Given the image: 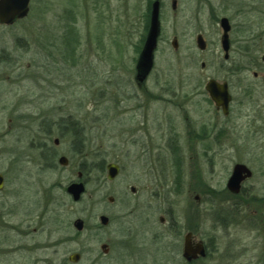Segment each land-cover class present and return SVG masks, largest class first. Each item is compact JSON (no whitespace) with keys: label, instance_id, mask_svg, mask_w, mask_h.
Listing matches in <instances>:
<instances>
[{"label":"rangeland","instance_id":"1","mask_svg":"<svg viewBox=\"0 0 264 264\" xmlns=\"http://www.w3.org/2000/svg\"><path fill=\"white\" fill-rule=\"evenodd\" d=\"M149 1L31 0L26 18L10 26L0 25V98L19 103L12 115L2 110L0 103V129H12L0 147L7 150L0 158V172L15 183L13 187L26 186V190L60 185L53 234L60 240L61 264H123L124 234H133V228L123 230L121 219L125 216L133 226L135 208L136 264H184L182 249L188 231L204 241L207 255L203 264H264V157L236 154L228 132L218 153L206 148L203 155L196 148L192 153L190 143L183 140L185 186L178 187L173 184L174 173L171 178L166 167L170 161L164 132L157 129L177 109L167 100L154 98L149 104L141 99L146 108H137L136 59L145 35ZM172 1L163 3L162 33L168 39L178 35L182 58L196 53L207 62L216 59L221 17L234 25L235 38L247 35L256 22L264 23V0H177L176 10ZM198 33L204 35L208 46L202 55L195 47ZM170 49V40L161 43L160 59L148 83L155 98L168 99L155 84L156 76L180 69ZM188 70L205 77L213 74L209 67L202 71L200 63ZM199 103L203 107L193 109L195 116L207 122L213 116L208 113L212 107L208 102ZM144 112L154 137L147 142L151 147L148 155L136 142L141 139L136 128ZM7 116L14 120L10 123ZM69 117L80 122L83 139L75 142L67 136L55 146L53 140L58 135L46 137L50 147L70 160L64 167L51 158L53 150L40 144L42 135L52 127L50 121ZM40 124L44 129L41 135ZM263 151L264 146L260 154ZM9 153L19 160L15 165L19 168L11 171L7 170ZM81 156L90 168L81 179L86 187L83 198L75 202L65 188L80 180L77 165ZM236 162L249 163L255 170L237 197L227 189ZM111 163L120 165L113 180L108 179L107 165ZM181 177L182 173L176 172L175 179ZM27 191L32 207V190ZM22 204L25 201L15 221L25 214ZM101 215L110 219L109 227L101 224ZM160 218L166 222L162 224ZM77 219L84 221L82 230L74 226ZM103 244H108V253H104ZM73 253L80 254L76 263L68 259Z\"/></svg>","mask_w":264,"mask_h":264},{"label":"flooded vegetation","instance_id":"2","mask_svg":"<svg viewBox=\"0 0 264 264\" xmlns=\"http://www.w3.org/2000/svg\"><path fill=\"white\" fill-rule=\"evenodd\" d=\"M155 1L156 0H151L148 2L146 24L144 28L145 35L141 38V46L137 52L136 87L139 91L138 99H140V104L137 108H146V104H142L143 101L141 99L146 102L149 101L147 103L149 104L150 100L154 98L156 100H167L169 106L177 109V112L174 115L168 114L166 116L164 125L161 124L157 128L158 131L164 132L166 143L165 148L169 152L170 161L166 167L171 170V178L172 173H174L173 184L178 187L185 186V183H183L185 178L184 171L186 170L185 159L183 157L185 156V149L181 144L183 140H186L187 144L190 143L192 146L190 152L192 153L195 148V150L200 149L201 155L204 154L205 148L206 151H208V149H212L213 153H218L220 151L222 139L228 132L229 137H231L230 147L233 148L236 154H242V158L250 156L264 157V151L260 154L261 149L264 146V23L256 22L254 24L250 22L249 25L254 24L255 27L247 31V35H240V38H235L233 37L235 28L230 22L228 49L226 51L222 43L224 31L219 20L221 34L218 41L219 54L216 55V59L213 62H207L204 60L203 56L198 57L196 53L193 56L184 55L182 58V55L179 54L182 44L178 35L173 34L170 39L164 38L163 36L161 21L164 0H159L161 32L156 50L154 52L153 67L146 78L141 80L138 75V64L148 31L150 29L153 4ZM176 8L177 0H173L172 9L176 10ZM199 35H202L205 40L206 46L204 49L199 47ZM169 40L171 44L170 51L175 54L174 57L177 56L175 60L178 66L176 68L180 69H178V71L170 70L164 76H156L155 84L159 85L158 87L160 89V93L168 96V99L162 96L155 98L152 90L148 87V83L151 81L152 74L155 73L154 68L157 60L160 59L159 55L161 43H167ZM195 44L197 51H199V55H202L207 50V41L202 33L197 34ZM171 59L173 60V56ZM199 63L202 71L209 67L211 68L213 74L205 77L202 73L188 70L190 68H198ZM183 64L184 70L181 69L183 68ZM170 65L173 67V64ZM162 77L165 79L161 80ZM212 80L227 90L228 105L226 111L222 105H218V103L212 99L210 91L207 89L209 82ZM205 94L207 95V98L204 100L203 98ZM195 95L200 96L201 99L197 101L193 100ZM219 100L221 101L222 97H219ZM200 101L208 102V106L212 107L211 111L208 110V113L212 112L213 116L207 122H204L202 119L195 116V111L193 109L196 108L198 111L199 108L203 107V104L199 103ZM0 103L3 108L2 110H7L9 115L16 113V108L19 104L18 102L16 104H12V101L9 99L2 101V98H0ZM192 105L195 107H192ZM6 115L7 114L5 112V116ZM221 116L223 122L220 118ZM13 120L14 119L10 118V123ZM42 120L43 118H41L40 121ZM50 122L52 127L47 130L46 134L42 135L43 138L41 139L44 142L41 143L42 145L40 144V146L49 149V151L53 150L51 152L53 153L51 158L54 159V162L57 160L61 166L63 165L64 167H67L70 165V160L66 155H60V152L54 150L53 147H50L46 137L51 138L57 134L58 136L53 140V143L55 146H58L60 138L67 136L69 138L73 137L75 142L80 138L83 139L84 130L79 128L80 122L78 120H73L71 117L67 119L61 118L58 121ZM222 124L224 127H222ZM10 129L11 126L9 127V130L3 128L0 129V147L5 142ZM149 129V120L144 112L142 122L136 128V133L138 132L141 139H138L136 142L141 148V152L146 153V155H148L151 151V147L147 145V142L154 140V137H152L149 133ZM41 131L44 132L42 124L39 126V134ZM82 132L83 134H80ZM206 140L210 141L207 145L205 144ZM252 148H257V150L253 151ZM6 151V149H0V158L4 157L3 155ZM198 153H196L195 156H198ZM8 155L9 163L7 164V170L11 171L12 168H14V170L19 168L18 166H15L19 163V160L10 155V153ZM63 157L66 158L65 164L61 162V158ZM237 164L246 165L250 169L253 176L255 170H252V168L248 166L249 163L246 164L245 162H236L234 167ZM117 165L120 168V165ZM254 167L259 169V166ZM77 168L80 180L73 182H83L81 180L82 175L88 170V168H90V163H88L86 158L81 156V159L78 160ZM176 172L182 173L180 181L175 179ZM0 179H2L0 180V264H61L59 253L60 240L59 237L57 238V235L55 236L53 234V227H57L56 210L59 205L57 201L60 196V185L50 183L48 184L50 187H30L27 189L32 190V207H29L28 191L26 190V186L13 187V184L15 183L8 182L3 172H0ZM248 179L243 182L241 191L238 194L232 193L228 190L231 195L233 194V196L237 197L242 194L244 192V184ZM19 184L22 185V183ZM165 184H167V181ZM41 185L46 184L42 183ZM67 187L65 188V192L69 194L67 192ZM69 195L72 198V195ZM83 195L80 200L83 198ZM195 198L197 200L201 199L199 195H196ZM23 201H25V204H22V209L25 210V214L18 217L20 218L19 221H15L14 218L18 216L19 206ZM38 204L41 205L39 212L36 211ZM134 212L135 217L133 226L129 224V219L125 216L121 219L124 224L123 230L126 231V229L130 230L131 227L133 228V230H131L133 234H129L128 237L124 234L123 240L127 243L123 245V253H121L123 264H136V208L134 209ZM160 221L163 224L166 222V218H160ZM110 224L111 221L109 219V222L105 225V227H109ZM188 233H192L191 240L194 246L200 241L204 242L203 240H198L196 238L194 231H188L185 234L182 249L184 264H203L205 257L199 256L191 261L184 257V243ZM155 237L156 235L154 238ZM137 244L141 248L140 241H137ZM127 251L129 253H127ZM137 253H141V249L137 248ZM71 255L72 254L68 257L69 261Z\"/></svg>","mask_w":264,"mask_h":264},{"label":"water","instance_id":"3","mask_svg":"<svg viewBox=\"0 0 264 264\" xmlns=\"http://www.w3.org/2000/svg\"><path fill=\"white\" fill-rule=\"evenodd\" d=\"M30 4L31 0H0V25L10 26L16 23L19 20L26 18L30 13ZM160 3L159 0H156L153 4L151 25L148 31L146 41L141 52L139 64H138V75L141 80L146 78L153 67L154 61V52L156 50L159 35L161 32L160 29ZM220 25L224 31L223 35V47L227 51L228 49V33L230 30V21L227 17H222L220 19ZM176 41V40H175ZM174 41V43H175ZM199 47L204 49L206 46L205 40L202 35L198 36ZM136 78V77H135ZM208 91L212 99H214L218 105H222L224 110H227L228 105V93L225 88L216 84L215 81H210L207 86ZM220 89V90H218ZM219 97H222V100H219ZM63 164L66 163V158H61ZM108 168V179L113 180L119 173V166L117 164L111 163L107 166ZM252 173L250 169L244 164H237L228 181L227 188L235 194H238L241 191L243 182L250 178ZM2 180V179H0ZM86 187L83 182H73L67 187V192L72 195V198L75 202L79 201L83 193H85ZM132 191H135V188L132 187ZM109 200L114 201L113 197H110ZM100 222L102 225H107L109 218L105 215L100 216ZM74 226L78 230L84 228V221L82 219H77L74 222ZM192 233H188L185 238L184 243V257L189 261L198 258L199 256L206 257L207 250L204 245V242L200 241L195 246L192 244L191 240ZM102 249L105 253L109 251L108 245L103 244ZM80 259L79 253H73L70 256V261L76 263Z\"/></svg>","mask_w":264,"mask_h":264}]
</instances>
